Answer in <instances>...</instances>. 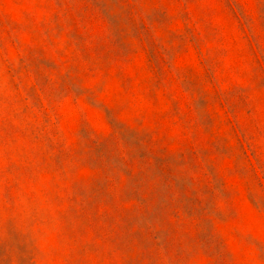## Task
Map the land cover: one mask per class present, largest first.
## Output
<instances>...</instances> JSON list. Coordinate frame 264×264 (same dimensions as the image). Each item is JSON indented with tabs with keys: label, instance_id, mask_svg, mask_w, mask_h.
<instances>
[{
	"label": "rangeland",
	"instance_id": "374dc122",
	"mask_svg": "<svg viewBox=\"0 0 264 264\" xmlns=\"http://www.w3.org/2000/svg\"><path fill=\"white\" fill-rule=\"evenodd\" d=\"M0 264H264V0H0Z\"/></svg>",
	"mask_w": 264,
	"mask_h": 264
}]
</instances>
